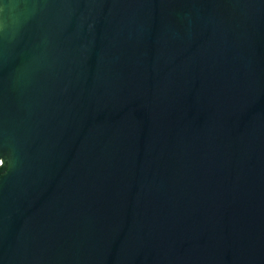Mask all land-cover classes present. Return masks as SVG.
I'll return each instance as SVG.
<instances>
[{
    "label": "water",
    "instance_id": "95a60500",
    "mask_svg": "<svg viewBox=\"0 0 264 264\" xmlns=\"http://www.w3.org/2000/svg\"><path fill=\"white\" fill-rule=\"evenodd\" d=\"M0 264H264V0H0Z\"/></svg>",
    "mask_w": 264,
    "mask_h": 264
}]
</instances>
